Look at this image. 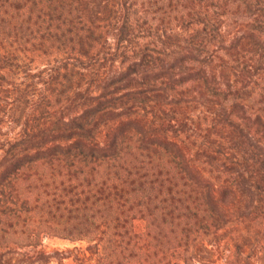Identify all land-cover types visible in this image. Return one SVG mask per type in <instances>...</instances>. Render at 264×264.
I'll return each mask as SVG.
<instances>
[{"label": "trees", "instance_id": "16d2710c", "mask_svg": "<svg viewBox=\"0 0 264 264\" xmlns=\"http://www.w3.org/2000/svg\"><path fill=\"white\" fill-rule=\"evenodd\" d=\"M51 263L264 264V0H0V264Z\"/></svg>", "mask_w": 264, "mask_h": 264}, {"label": "rangeland", "instance_id": "374dc122", "mask_svg": "<svg viewBox=\"0 0 264 264\" xmlns=\"http://www.w3.org/2000/svg\"><path fill=\"white\" fill-rule=\"evenodd\" d=\"M44 244H46L47 247L51 248H65V247H70L72 245H70L68 242L64 241V240H59V239H50V240H46L44 242ZM80 243H77V245H79ZM53 264V263H51Z\"/></svg>", "mask_w": 264, "mask_h": 264}]
</instances>
